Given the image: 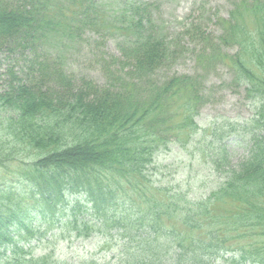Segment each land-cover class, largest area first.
<instances>
[{
    "label": "trees",
    "instance_id": "obj_1",
    "mask_svg": "<svg viewBox=\"0 0 264 264\" xmlns=\"http://www.w3.org/2000/svg\"><path fill=\"white\" fill-rule=\"evenodd\" d=\"M242 3L258 36L251 38L235 3L236 13L220 20L218 45L240 47L243 58L229 59L263 101L252 126L247 123V135L231 132L214 140L228 127L236 130L225 124L215 129L214 139L198 142L225 174L208 196L192 198L153 178L156 155L172 144L185 148L199 131L196 116L205 103L197 76L153 79L180 54L172 44L181 46L163 35L162 21L154 18L157 4L0 0V46L11 45L9 54L29 49L30 70L42 76L22 81L9 70L13 79L0 89V166L29 161L17 171L21 187L0 190V244L12 246L0 264L38 263L32 241L48 231L32 219L30 207L52 211L60 202H70V234L96 232L105 245H116L115 264H264V0ZM87 30L115 39L117 52L104 67L109 84L83 78L84 87L72 90V98H55L54 82L71 90L63 50ZM190 30L221 54L200 25ZM233 144L248 147L238 164L229 154ZM81 211L91 213V221L78 218Z\"/></svg>",
    "mask_w": 264,
    "mask_h": 264
},
{
    "label": "rangeland",
    "instance_id": "obj_2",
    "mask_svg": "<svg viewBox=\"0 0 264 264\" xmlns=\"http://www.w3.org/2000/svg\"><path fill=\"white\" fill-rule=\"evenodd\" d=\"M157 4L154 9V18L160 22V27L165 30L167 41L181 42V46L175 47L172 44V52L180 53L173 57L174 61L170 67L158 71L153 79L157 81L165 80L172 76L192 75L202 80V94L205 96V103L200 107L196 116L199 131L196 132L189 144L184 148L177 144H172L170 149L159 152L155 161L158 171H154L153 178L170 186L179 187L187 191L192 198L206 197L218 187L222 182L224 171H217L211 162L210 152L203 153L204 142L198 145L203 136L213 138V132L217 127L225 124H235L236 130L226 129L225 134L220 137L218 133L216 141H219L226 134L236 132L234 135H247L245 130H249L247 123L251 125V119L257 114L263 99L258 93L250 90L243 77L238 76L236 67L232 65L229 58L237 60L241 55L240 47L235 43L231 45H218L220 36L223 35L221 18L227 19L231 12L236 13L237 7H241V21L252 32V39L257 35V26L253 22V16L249 14L247 5L240 4L245 0H144ZM200 25L201 31L208 34L217 44V49L212 50L200 37H194L191 26ZM159 28V27H158ZM171 44V43H170ZM11 45L0 46V89H3L13 79L9 70L22 81H38L42 76L38 72L30 70L32 62L28 55L29 49L17 50L10 53ZM115 39L100 35L94 30H87L83 39L67 48L63 54L66 57V69L71 80V90H64L53 83L55 98L69 97L72 93L78 92L80 87H84V80H90L98 86L109 84L108 76L104 71L105 63L112 60L117 52ZM221 55L224 59H221ZM217 56V57H216ZM220 56V57H219ZM247 57V56H246ZM227 59V60H226ZM255 71L256 69L253 68ZM36 72V73H35ZM258 76V72L256 71ZM19 81V80H18ZM107 83V84H106ZM73 90V91H72ZM252 126V125H251ZM226 128V127H225ZM215 136V134H214ZM29 149L28 151H30ZM248 153V147L243 145H230L229 154L233 164L244 158ZM26 154V153H25ZM24 158L22 161H13L4 167L0 166V190L10 188L11 185L21 187L17 171L22 168V164H27ZM22 200V198H20ZM69 199V198H68ZM14 199H10L12 202ZM73 200V197L70 198ZM23 201V200H22ZM6 204L7 201H5ZM70 202L63 205L58 203L52 211H42L30 207V216L36 223L42 224L48 231V236L32 241L34 255L38 263L42 264V259H47L46 264H115L118 257L113 248L116 245H105L102 238L96 232L87 235L74 236L70 234L71 228L67 226V218L71 215ZM24 204V203H23ZM181 204H183L181 202ZM20 205V204H18ZM29 203L27 204V206ZM49 206V204H46ZM16 211V207H15ZM91 213L81 211L78 218L85 222L91 221ZM5 215V214H3ZM13 228V227H11ZM8 231V230H7ZM72 233V232H71ZM0 238L2 239L1 233ZM0 239V241H1ZM26 248H29L27 246ZM12 252L9 243L0 244V261ZM28 252V251H27ZM43 257V258H41ZM217 264H234L230 261L219 260Z\"/></svg>",
    "mask_w": 264,
    "mask_h": 264
}]
</instances>
